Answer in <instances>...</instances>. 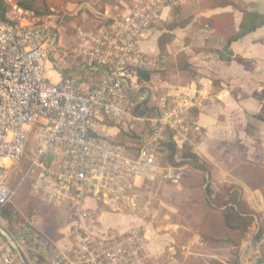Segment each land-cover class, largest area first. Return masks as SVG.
<instances>
[{
	"label": "built area",
	"instance_id": "2783aa9c",
	"mask_svg": "<svg viewBox=\"0 0 264 264\" xmlns=\"http://www.w3.org/2000/svg\"><path fill=\"white\" fill-rule=\"evenodd\" d=\"M187 2L131 0L104 12L96 25L76 27L72 47L53 60L60 76L55 81L46 79V62L61 46L54 15L14 6L7 19H0V206L11 202L9 172L23 159L33 136L36 150L30 170L39 173L32 187L67 214L68 225L61 227L67 239L57 242L50 264H177L173 245L165 261L148 256L141 225L100 227L105 212L155 217L139 180L159 173L161 180L180 185L182 170L161 168L156 148L167 139L166 127L187 132L190 89L173 94L175 106H164L160 116L149 118L137 155L102 137L97 128L107 120L119 131H130L133 122L144 119L137 109L149 100L148 89L159 73L143 79L139 72L160 65L141 44L154 34L166 10ZM171 138L182 145L178 133ZM49 157L51 163L46 162ZM37 218L33 214L15 237L11 234L32 251L37 246ZM0 264H24L2 230Z\"/></svg>",
	"mask_w": 264,
	"mask_h": 264
},
{
	"label": "crops",
	"instance_id": "0c3cea01",
	"mask_svg": "<svg viewBox=\"0 0 264 264\" xmlns=\"http://www.w3.org/2000/svg\"><path fill=\"white\" fill-rule=\"evenodd\" d=\"M130 1L119 0L116 4ZM234 1L264 16V0ZM116 4L108 3L105 10H102L98 4L101 10L94 9V15L99 18ZM174 9L165 11L163 20L154 34L142 42L141 47L148 56L157 58L154 52L156 50L159 53L158 38L165 31L164 22L174 20L171 15ZM222 12L233 13L237 29L243 13L232 3L206 8L201 5L200 0H191L177 11L179 17H192L188 25L173 31L174 40H185L184 43L182 42L180 51L186 52L190 63L188 69L192 70V74L178 89L173 88L169 93L175 94L186 88L190 89L193 106L189 112L185 142L193 145L201 157L214 164V170L220 181L241 184L242 181L224 167L226 162L251 160L264 163V24L232 42L230 45L232 58L224 60L214 50L223 49L226 39L215 33L212 19L214 15ZM96 18H94V25L98 23ZM172 45L173 43L169 45V51L173 55L170 50ZM207 46L214 49L201 52L193 50L194 47ZM160 72H157L159 73L158 81H161ZM57 76L59 79V74ZM118 132V128L107 126L102 122L97 128V133L107 138L114 137ZM147 180H139L138 184L147 186L143 184ZM243 186L250 206L260 215L258 226L262 224L264 226L263 190H251L248 186ZM178 188L191 196V192L184 190L181 185ZM173 208L175 215L165 211V215L169 214V217L163 219L164 210L154 202L151 212L155 217L133 218L145 229L144 248L148 256L165 261L168 248L173 245L177 264L190 262L210 264L212 260L225 263L229 257V249L208 248L194 229L198 219L189 213H184V210V214L180 215L176 205ZM106 216L116 218L122 216V224L117 225L120 227L128 223L126 215L105 212L102 214L103 222L100 229L114 227L105 221ZM252 237L253 233H248L244 239L240 254L241 264H253L264 257V237L257 244L253 243Z\"/></svg>",
	"mask_w": 264,
	"mask_h": 264
},
{
	"label": "trees",
	"instance_id": "16d2710c",
	"mask_svg": "<svg viewBox=\"0 0 264 264\" xmlns=\"http://www.w3.org/2000/svg\"><path fill=\"white\" fill-rule=\"evenodd\" d=\"M16 6L25 10L33 11L38 15H49L52 9H60L66 0H12ZM114 4L113 0H99L98 4L105 10L107 4ZM203 7L223 6L232 3L236 8L241 9L243 15L238 28L235 27L234 15L231 12H222L212 17L213 27L216 34L222 35L226 39L223 49H215L221 59H231L232 42L243 37L257 27L264 24V16L250 11L234 0H200ZM65 6V5H64ZM182 8L176 7L171 11L174 20L164 22L165 31L158 38L159 56L162 58L171 57L169 45L173 42L175 35L173 31L188 25L192 17H179L177 11ZM10 5L7 0H0V19H7ZM214 49L212 47H194L195 52ZM158 60V59H157ZM190 66L188 56L185 51H180L175 55L174 61L167 67V70L176 68H188ZM159 69L139 72L140 77L149 79L150 74L159 72ZM164 72V70H163ZM169 72V71H168ZM167 73V71H166ZM84 76H87L84 73ZM142 106V111L137 112L141 116L152 117L158 108L146 101ZM138 107V108H139ZM107 126H113L107 120L103 121ZM144 132L132 126L130 131L121 129L114 137L108 138L110 141L122 146L125 150L137 155L143 145ZM163 154V160L168 161L171 166L184 168L180 185L184 190L190 191L191 196L187 200L184 213H189L198 219L194 226L200 240L208 248H228L229 257L225 263L212 260L210 264H240V254L242 244L248 233H253V243H260L264 237V226H258L260 215L249 204L243 185L251 190L262 189L264 194V163L251 160H241L238 162H226L225 168L232 171L242 183H229L220 181L215 172V166L208 159L201 157L194 149L193 145L185 143L178 147L173 139L167 138L161 141L156 148V154ZM22 162V160L20 161ZM10 185V184H9ZM32 187V185H30ZM45 213L50 221L55 219V212L58 209L51 202L41 199L33 200ZM6 206V205H5ZM1 207L0 209L4 208ZM38 211V210H37ZM55 241L66 240L67 235L60 229H56ZM29 249V248H28ZM33 252L31 249H29ZM30 255L33 256V253ZM30 257V256H29ZM30 259H32L30 257Z\"/></svg>",
	"mask_w": 264,
	"mask_h": 264
},
{
	"label": "rangeland",
	"instance_id": "374dc122",
	"mask_svg": "<svg viewBox=\"0 0 264 264\" xmlns=\"http://www.w3.org/2000/svg\"><path fill=\"white\" fill-rule=\"evenodd\" d=\"M119 0H113L116 4ZM128 1V0H124ZM191 0H188L190 2ZM10 5V9L7 13V16H10L14 10V6L16 4L13 3L12 0H7ZM98 0H66L63 7L60 9H52V15H54L56 24L59 29V34L61 38V46L57 49L56 52H52L46 62L47 73L46 79L50 81H55L58 79L57 74L55 73V68L53 65V60L55 58H59L62 55V51L68 50L72 47L75 38V31L76 27L85 26L88 23L94 24V18L97 15H94V9L101 10L98 6ZM129 3V2H128ZM18 7V6H17ZM99 16V15H98ZM97 22H98V18ZM185 40L175 39L172 43L173 45L170 47L171 52L173 55L168 58H160L159 53L154 52L157 56L154 57L157 62L159 63L161 69L160 71V79L161 81L153 82L151 85L152 91L150 90V98L149 103L155 105L158 108V112H154L152 117H144L142 120H138L133 122V126L141 131L142 133L148 131L150 128V121L149 118H154L161 115V112L164 106L172 108L175 106L176 102L174 99L173 94H170V90L173 88L178 89V87L184 83L192 73L191 69L188 68H176L175 70H167V67H170V64L174 61L175 55L182 49V42L184 43ZM143 50V49H142ZM54 51V50H53ZM55 55V56H54ZM154 55V56H155ZM52 64V65H51ZM164 70V72H163ZM167 71V73H166ZM169 71V72H168ZM158 72V71H157ZM167 81V83L165 82ZM164 82V83H162ZM162 83V85H161ZM142 111V106L137 109V112ZM189 121V118H188ZM110 122V121H108ZM111 124H114L111 122ZM178 133L181 136V144H185L186 137L183 138V135L187 132L184 129H175V128H168L164 129V134L166 138L172 137V135ZM107 133V131H106ZM112 133V132H111ZM179 146V147H182ZM154 146V142L151 145ZM36 150V141L33 136L30 137V140L27 145L25 156L22 159V162L13 166L9 172V184L12 188L14 195L11 199V202L8 203L3 209H0V225L8 230L14 237L22 230L30 220V217L33 214H37L38 218L34 224V232L37 236V246L35 247V251L31 252L24 244L21 243V247L26 253L28 259L30 260L31 264H50V258L55 253L56 244L58 241H55V231L56 229L66 228L68 223H64L67 214L65 211L60 210L59 208L56 209L55 212V219L51 220L46 217L47 215L39 208L37 205L34 204L33 200L43 199L42 195L37 193L33 187H30L34 182L37 181L39 170L36 168L34 170H30L32 164V157ZM163 154L158 153L156 156L157 162L160 164L161 168H176L170 165V163L163 160ZM53 161L52 157L46 159L47 163H51ZM184 170V168H179ZM160 174L155 173L153 176L148 178L147 182H143L146 186V191L143 190L144 194L143 197L146 200L151 201V206L155 202L157 203L163 210V219L169 217L165 215V211L175 215V209L172 207L174 205L178 206V213L183 215V210L185 208L187 200L190 198L188 192L183 191L181 188L179 189L178 186L169 184L164 180H161L159 177ZM38 210V211H37ZM47 213V212H46ZM176 213V214H178ZM72 213L68 216L70 217ZM130 217V219H129ZM135 216H126L127 222L124 223L123 226H117L119 223L122 224V216L110 217L106 216L105 221L109 223L111 226L120 227V229H125L129 227H137L139 226L135 220H133ZM172 217V216H171ZM170 217V219H171ZM19 243V242H18ZM20 244V243H19ZM33 253V256L30 255ZM32 259H30V257ZM193 264V263H189ZM203 264V263H199ZM241 264V262H240Z\"/></svg>",
	"mask_w": 264,
	"mask_h": 264
},
{
	"label": "water",
	"instance_id": "95a60500",
	"mask_svg": "<svg viewBox=\"0 0 264 264\" xmlns=\"http://www.w3.org/2000/svg\"><path fill=\"white\" fill-rule=\"evenodd\" d=\"M0 230H2L4 233H6L10 237V239L15 243L16 248H17V250H18V252L20 254V257H21L22 261L24 262V264H31V262L28 259L26 253L24 252L22 247L18 244V242L13 238L11 233L8 230H6L5 228H3L1 225H0ZM263 262H264V257L260 258L259 260H257L253 264H262Z\"/></svg>",
	"mask_w": 264,
	"mask_h": 264
}]
</instances>
